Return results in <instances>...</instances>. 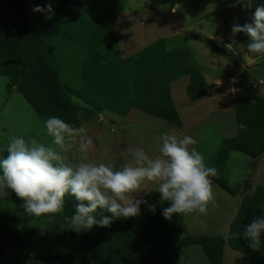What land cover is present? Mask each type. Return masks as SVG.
<instances>
[{
  "label": "rangeland",
  "instance_id": "374dc122",
  "mask_svg": "<svg viewBox=\"0 0 264 264\" xmlns=\"http://www.w3.org/2000/svg\"><path fill=\"white\" fill-rule=\"evenodd\" d=\"M60 1L28 0L29 15L41 10L47 20ZM206 1L87 0L79 21L67 27L66 35L45 39L59 78L71 92L82 85L77 69L86 50L70 39L77 35L72 29L84 21L114 13L116 52L122 59L134 57L158 39L171 44L169 49L186 48L213 89L190 102L187 76L170 84L180 128L136 109L125 117L109 111L95 113L72 95L79 125L71 132L56 129L40 120L0 75V240L4 245L0 264H33L46 255L66 253L78 243L79 219L61 216V197L29 181L18 168V155L47 166H63L108 206L133 211L150 191L172 199L188 209L181 236L220 233L231 211L228 202L231 208L234 202L190 165L205 164L222 140L237 134L234 107L238 103L264 98V0H225V6L222 1L208 5ZM172 5L188 6L174 13ZM186 12H196L198 23L207 31L221 28L217 25L223 18L222 32L210 40L224 38L225 42L216 44L229 51L227 56L210 50L203 40L210 34L205 30L182 33ZM190 35L200 36L203 42L188 45ZM225 175L231 187L245 180L250 188L264 183V155L252 160L231 152ZM195 246L197 251L188 246L178 250L179 264H209ZM222 264H248V260L225 246Z\"/></svg>",
  "mask_w": 264,
  "mask_h": 264
},
{
  "label": "trees",
  "instance_id": "16d2710c",
  "mask_svg": "<svg viewBox=\"0 0 264 264\" xmlns=\"http://www.w3.org/2000/svg\"><path fill=\"white\" fill-rule=\"evenodd\" d=\"M86 2L62 0L47 20L31 29L28 0H0V75L7 79L8 89L14 86L45 124L67 132L79 125L72 95L95 113L109 111L125 117L136 109L180 128L170 84L187 76L185 91L190 102L208 95L213 85L205 81L186 48L167 49L165 39L134 57L119 58L109 14L72 29L77 35L70 41L86 50L77 69L82 85L71 92L61 82L45 39L66 35L67 27L79 21ZM206 42L213 53L229 54L214 40ZM234 116L237 134L222 140L205 164L190 165L228 195L241 196L225 237L181 236L183 206L154 191L133 211L108 206L90 194L82 178L63 166H47L18 155V168L29 181L53 189L61 197V216L79 219L74 248L61 255H46L33 264H179L178 250L190 245L199 246L209 264H222L225 246L244 254L248 264H264V183L253 190L247 180L231 187L225 175L231 152L252 160L264 155V98L238 103ZM3 248L0 240V261Z\"/></svg>",
  "mask_w": 264,
  "mask_h": 264
},
{
  "label": "crops",
  "instance_id": "0c3cea01",
  "mask_svg": "<svg viewBox=\"0 0 264 264\" xmlns=\"http://www.w3.org/2000/svg\"><path fill=\"white\" fill-rule=\"evenodd\" d=\"M193 2V1H195V0H190V2ZM212 0H207L206 1V5H208V4H211L212 2H211ZM220 1H222V3L221 4H223V6H225V0H218L217 2L218 3H220ZM61 2H62V0L60 1V3H59V5L61 4ZM215 3H213L212 5H214ZM58 5V6H59ZM58 6H56L55 7V9H54V11L57 9V7ZM174 5H172L171 6V8H170V10H172L174 13L176 12V9L178 8V10H181L182 8H183V6H175V7H173ZM188 5H186L184 8H186ZM210 6V5H209ZM215 6V5H214ZM183 8V9H184ZM53 11V12H54ZM35 12V14L33 15V16H30L29 15V4H28V26H29V28H31V29H33V28H36V27H38L39 25H41L42 24V22L45 20V17H43V16H41V10H37V11H34ZM52 12V13H53ZM107 14V13H106ZM109 15H111V20H112V25H113V30H114V26H115V24H116V16L114 15V13H108ZM52 15V14H51ZM50 15V16H51ZM198 14L196 13V12H186L185 14H184V18H183V20H182V26H181V31H182V33H185V32H189V34H194V33H202V31L203 30H205V28H204V25L203 24H199L198 22H200V21H198L197 19H198ZM198 24L197 26H195V24ZM30 24H31V26H30ZM32 25H34V26H32ZM206 26V25H205ZM218 27H221V28H219V29H210V31H207V30H205L209 35H206L207 36V38H203V40L205 39V40H207V39H213V34H218V33H221L222 32V27H224V20H223V18L221 19V21H219V23H218V25H217ZM202 30V31H201ZM215 32V33H214ZM115 34V33H114ZM190 37L191 38H189L188 40H187V42L186 43H188V45H191L192 44V46H193V43H195V42H203V41H201L202 39H200L201 37L200 36H196V35H190ZM218 39H222V38H220V36L218 37ZM218 41V40H217ZM216 42V41H215ZM218 42H225L224 41V38H223V40L222 41H218ZM218 42H216V43H218ZM219 44V43H218ZM168 46H171V44H168L167 43V49H169L168 48ZM179 47H175V46H173L172 48H170V49H178ZM195 60V59H194ZM200 67V66H199ZM201 68V67H200ZM205 179L210 183V184H212L213 182L212 181H210L208 178H206L205 177ZM214 184V183H213ZM215 185V184H214ZM257 185V184H256ZM255 185V186H256ZM255 186L252 188V190L255 188ZM230 196V195H229ZM231 198H232V200H233V204H232V208H231V204L228 202V205H229V207H230V213H229V215H228V217H227V219H228V221L226 220L225 221V223H224V226H223V229L222 230H220V233H217L216 234V236L215 237H218V236H225L226 235V233H227V230H228V225L230 224V222H231V220H232V218H233V216H234V214H235V210H236V208H237V205H238V203H239V201H240V199L241 198H239V197H232L231 196ZM231 198H229V199H231ZM184 208V207H183ZM187 213H188V209L187 208H185L184 209V213H183V222H185L186 221V216H187ZM183 222H182V226H183ZM183 230V228L181 229V233L182 234H184L183 232H184V230ZM195 233H200V235H203V236H207V237H209V236H212V235H208V234H206V233H203L202 231H200V232H195ZM225 248V247H224ZM188 249H191V250H193V251H197V247L195 246V245H193V246H188ZM202 250V249H201ZM223 252H224V250H223ZM206 257V256H205Z\"/></svg>",
  "mask_w": 264,
  "mask_h": 264
}]
</instances>
